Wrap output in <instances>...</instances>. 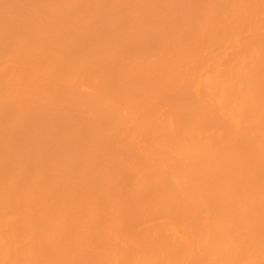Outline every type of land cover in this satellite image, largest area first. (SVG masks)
I'll list each match as a JSON object with an SVG mask.
<instances>
[{"label":"bare ground","instance_id":"bare-ground-1","mask_svg":"<svg viewBox=\"0 0 264 264\" xmlns=\"http://www.w3.org/2000/svg\"><path fill=\"white\" fill-rule=\"evenodd\" d=\"M0 264H264V0H0Z\"/></svg>","mask_w":264,"mask_h":264},{"label":"rangeland","instance_id":"rangeland-1","mask_svg":"<svg viewBox=\"0 0 264 264\" xmlns=\"http://www.w3.org/2000/svg\"><path fill=\"white\" fill-rule=\"evenodd\" d=\"M245 262H246V260H245Z\"/></svg>","mask_w":264,"mask_h":264}]
</instances>
